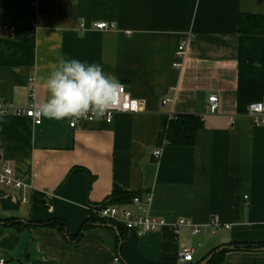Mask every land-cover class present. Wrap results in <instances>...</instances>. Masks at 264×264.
<instances>
[{"label":"crops","instance_id":"0c3cea01","mask_svg":"<svg viewBox=\"0 0 264 264\" xmlns=\"http://www.w3.org/2000/svg\"><path fill=\"white\" fill-rule=\"evenodd\" d=\"M242 15L264 17V0H0V26L13 29L10 37L0 34V102L34 103L44 95L39 77L64 56L99 63L144 104L111 124L80 120L71 127L67 119L42 117L35 125L24 115L0 116L2 165L29 185L20 191L0 184V259L179 264V253L194 249L188 264H200L223 245L264 242V126L247 116L252 103H264V35L240 33ZM98 22L116 29L96 30ZM183 42L186 54L178 59ZM179 115L202 119L192 147L165 139ZM115 193L149 199L148 214L169 226L142 236L125 232L119 245L115 228L88 223L90 206L111 203ZM131 203L122 205L139 214ZM214 217L219 227L210 226ZM180 219L202 232L185 229L176 238L171 225ZM52 220L64 221L72 237L82 232L81 239L71 243L55 228L34 227ZM222 264H264V251H230Z\"/></svg>","mask_w":264,"mask_h":264},{"label":"built area","instance_id":"2783aa9c","mask_svg":"<svg viewBox=\"0 0 264 264\" xmlns=\"http://www.w3.org/2000/svg\"><path fill=\"white\" fill-rule=\"evenodd\" d=\"M94 29L99 31H113L116 29V25L110 22H98L93 25ZM5 34L6 37L13 35V29L8 26H0V34ZM186 54V42H183L177 52V58L183 59ZM178 66V65H177ZM123 93L121 94L118 105L109 110L102 118L108 124H111L117 114H136L144 111V104L134 99L128 92L127 87L123 85ZM170 99H165L163 104H168ZM209 109L211 114H215L219 110V98L216 95L209 97ZM33 101L25 106H15L10 103L0 102V116L16 115L26 116L34 122L35 125L42 124V117L36 114L33 110ZM247 116L251 118L255 124L264 126V103L256 102L252 103L247 112ZM97 118L89 114L84 118H80L71 124V127H75L80 120L93 121ZM161 155L160 151H157L154 156L158 159ZM0 184L6 187L15 188L23 191L29 188L27 182L18 176L12 167L9 165H2L0 158ZM23 202H27L24 198ZM150 200L147 199L145 202L136 196L133 198L132 203L139 207V214H135L134 211L125 205H115L111 203L90 206V218H95L99 222L104 221L108 224L115 226H122L130 232H135L139 236L145 235L151 232H158L169 226L168 222L164 219L156 218L148 214L146 207ZM210 226L219 227L220 221L218 217L212 218ZM226 228L230 229L229 225ZM172 232L176 238H179L182 231L189 229L193 236L199 235L202 230L199 226L192 223L190 220L180 219L171 225ZM194 249H184L179 253L178 262L179 264H188L194 261ZM119 262V259H115ZM0 264H6L4 259H0Z\"/></svg>","mask_w":264,"mask_h":264},{"label":"clouds","instance_id":"9594fccd","mask_svg":"<svg viewBox=\"0 0 264 264\" xmlns=\"http://www.w3.org/2000/svg\"><path fill=\"white\" fill-rule=\"evenodd\" d=\"M43 96L33 105L36 114L69 124L89 114L102 118L115 108L123 93L119 80L103 71L99 63L61 56L52 70L41 76Z\"/></svg>","mask_w":264,"mask_h":264},{"label":"trees","instance_id":"16d2710c","mask_svg":"<svg viewBox=\"0 0 264 264\" xmlns=\"http://www.w3.org/2000/svg\"><path fill=\"white\" fill-rule=\"evenodd\" d=\"M240 33L244 35H264V17L252 16V15H242L240 17ZM203 127L202 119L195 115H179L175 116L167 129L165 139L170 146L175 147H192L196 143V133ZM140 194H131V193H115L111 198V204L122 205L130 204L136 196ZM5 225L16 228L17 230L22 229L24 226L20 222L14 221H3ZM90 225L94 224H103L108 225L112 228H115L119 233V245L124 242L125 232H128L122 226H115L108 224L104 221L99 222L95 218H90L88 220ZM31 226V225H28ZM50 227L57 229L66 240L74 243L79 241L82 236V232L76 236L72 237L68 234L67 225L62 220H52L48 222L37 223L34 227ZM88 225L86 224L83 228L86 229ZM223 251L217 253L213 260L209 264H222L225 258V255L230 251H244V252H259L264 251V242L257 243H235L232 242L227 245H223ZM220 249V248H218ZM218 249L212 251L207 257L215 253ZM206 257V258H207ZM205 258V259H206Z\"/></svg>","mask_w":264,"mask_h":264},{"label":"water","instance_id":"95a60500","mask_svg":"<svg viewBox=\"0 0 264 264\" xmlns=\"http://www.w3.org/2000/svg\"><path fill=\"white\" fill-rule=\"evenodd\" d=\"M221 251H223V248L218 249L215 253L211 254L209 257H207V258H206L204 261H202L200 264H209V263L213 260L214 256H215L217 253L221 252Z\"/></svg>","mask_w":264,"mask_h":264}]
</instances>
